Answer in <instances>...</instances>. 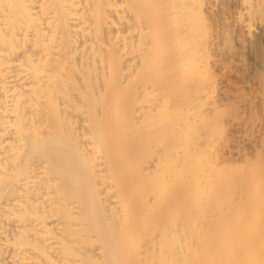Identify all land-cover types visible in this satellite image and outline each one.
Segmentation results:
<instances>
[{"label": "bare ground", "instance_id": "6f19581e", "mask_svg": "<svg viewBox=\"0 0 264 264\" xmlns=\"http://www.w3.org/2000/svg\"><path fill=\"white\" fill-rule=\"evenodd\" d=\"M0 264H264V0H0Z\"/></svg>", "mask_w": 264, "mask_h": 264}]
</instances>
